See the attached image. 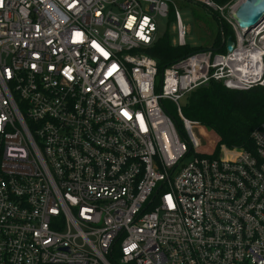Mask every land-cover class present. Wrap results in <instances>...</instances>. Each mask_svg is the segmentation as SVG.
Listing matches in <instances>:
<instances>
[{
	"label": "built area",
	"instance_id": "1",
	"mask_svg": "<svg viewBox=\"0 0 264 264\" xmlns=\"http://www.w3.org/2000/svg\"><path fill=\"white\" fill-rule=\"evenodd\" d=\"M188 1L233 36L160 74L157 18L187 45L170 0H0V264H264V122L214 156L166 110L211 80L264 87V19Z\"/></svg>",
	"mask_w": 264,
	"mask_h": 264
},
{
	"label": "trees",
	"instance_id": "2",
	"mask_svg": "<svg viewBox=\"0 0 264 264\" xmlns=\"http://www.w3.org/2000/svg\"><path fill=\"white\" fill-rule=\"evenodd\" d=\"M222 25V26H220ZM220 32L233 36L229 26L221 22ZM221 38L215 45H221ZM199 48L175 46L168 36L159 38L147 51L156 62L161 74L174 61ZM226 51V46L219 49ZM178 111L175 104L167 103V112L172 117L178 130L183 133L182 116L198 122L209 132L218 137V148L214 156H218L220 146L229 149L254 150L251 139L252 130L264 122V87L255 86L246 90L227 88L223 82L211 80L190 92Z\"/></svg>",
	"mask_w": 264,
	"mask_h": 264
},
{
	"label": "rangeland",
	"instance_id": "3",
	"mask_svg": "<svg viewBox=\"0 0 264 264\" xmlns=\"http://www.w3.org/2000/svg\"><path fill=\"white\" fill-rule=\"evenodd\" d=\"M171 14L179 13L181 22L185 28V41L190 47L204 49L215 45V41L222 38L226 33L220 32V26L213 14L202 4L188 0H170ZM158 38L169 37L174 45L179 44L176 20L169 21L166 17L157 18ZM185 99L181 100V105ZM198 138L202 143H208L218 148V137L209 132L203 126L195 129ZM222 146V145H221ZM220 146V148H221ZM188 160V159H187Z\"/></svg>",
	"mask_w": 264,
	"mask_h": 264
},
{
	"label": "water",
	"instance_id": "4",
	"mask_svg": "<svg viewBox=\"0 0 264 264\" xmlns=\"http://www.w3.org/2000/svg\"><path fill=\"white\" fill-rule=\"evenodd\" d=\"M235 16L239 19L242 27H247L246 30L264 19V0H245L236 10ZM226 48L232 51L234 41L228 37Z\"/></svg>",
	"mask_w": 264,
	"mask_h": 264
}]
</instances>
